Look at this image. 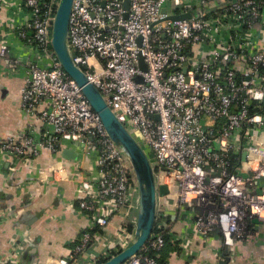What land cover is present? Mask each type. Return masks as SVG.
I'll list each match as a JSON object with an SVG mask.
<instances>
[{
    "label": "built area",
    "instance_id": "2783aa9c",
    "mask_svg": "<svg viewBox=\"0 0 264 264\" xmlns=\"http://www.w3.org/2000/svg\"><path fill=\"white\" fill-rule=\"evenodd\" d=\"M58 2L19 0L28 7L20 33L48 60L29 63L21 104L44 127L39 138L32 129L11 133L0 149L36 155L69 140L83 152L95 150L97 173L82 181L87 193L77 205L103 226L116 211L135 206L136 183L125 152L56 58L52 21ZM185 12L190 15L170 17ZM263 34L264 0H129L128 8L123 0H72L69 13L72 61L140 146L153 152L156 184L165 183L178 203L194 209L197 230L221 233L228 252L217 253L218 264H235L233 242L249 233L252 218L264 220V48L257 45ZM7 49L3 42L0 54ZM170 239L179 236L170 233ZM91 241L84 230L57 264H74ZM163 244L161 233L152 231L142 251L121 264H158L148 251ZM2 264L24 263L6 257Z\"/></svg>",
    "mask_w": 264,
    "mask_h": 264
},
{
    "label": "crops",
    "instance_id": "0c3cea01",
    "mask_svg": "<svg viewBox=\"0 0 264 264\" xmlns=\"http://www.w3.org/2000/svg\"><path fill=\"white\" fill-rule=\"evenodd\" d=\"M27 17L28 7L19 0L3 1L0 47L4 42L8 49L6 55L0 54V141L29 129L39 138L44 127L42 119L21 104L29 63L48 62L20 33ZM257 45L264 48V34ZM96 157L95 150L83 152L69 140L56 151L42 147L36 155L0 149V264L6 257L24 264H57L58 258H68L84 230L92 233V241L74 264H94L104 252L130 242L135 209L116 211L106 225L98 226L91 213L77 205V199L87 193L82 181L97 173ZM174 195L168 191L156 197V220L179 236V249L165 250L166 264H218L221 233L197 230L196 212L178 203ZM232 251L235 264H264V220L252 218L249 233L233 242Z\"/></svg>",
    "mask_w": 264,
    "mask_h": 264
},
{
    "label": "water",
    "instance_id": "95a60500",
    "mask_svg": "<svg viewBox=\"0 0 264 264\" xmlns=\"http://www.w3.org/2000/svg\"><path fill=\"white\" fill-rule=\"evenodd\" d=\"M71 3L72 0H59L57 4L52 21L53 51L62 68L80 86L92 109L98 113L108 135L125 152L136 183L137 204L131 207V209L133 208L136 211L133 237L125 247L99 263L121 264L129 256L138 252L143 244L152 237L156 221V197L157 194L168 193V186L165 183L156 184V174L154 172L156 164L151 161L153 152L145 151L140 146L136 137L110 109L99 89L89 81L84 71L72 61L66 44ZM123 6L128 8L129 0H123ZM164 10L165 8L163 7L162 11ZM125 15H127L126 12ZM189 15V12H185L170 15V17H188ZM138 65L141 69L146 68L141 56L138 58ZM137 79H141V77L138 75ZM245 154L246 151L242 150V159H245Z\"/></svg>",
    "mask_w": 264,
    "mask_h": 264
},
{
    "label": "trees",
    "instance_id": "16d2710c",
    "mask_svg": "<svg viewBox=\"0 0 264 264\" xmlns=\"http://www.w3.org/2000/svg\"><path fill=\"white\" fill-rule=\"evenodd\" d=\"M263 107H264V104H263ZM238 160L239 159H237V158H235V159L232 158L231 162H232V164H234V165L236 164L237 165L238 164ZM153 231L156 232V233L157 232L161 233V235L164 237V244L160 248V250H157V251L156 250H149L148 254H150L152 256H155L156 259H157L158 264H166V262H167L166 261L167 253L165 251L166 248L168 247V248H171V249L178 250L179 249V246H178L179 242L177 240H171L170 239V232L166 228L165 224H164V226L159 227V228L155 225L154 228H153ZM222 249H223L222 253L224 255H226V253L228 252L227 246L223 245ZM140 251H142V248H141ZM116 252H117V250H111L112 254H114ZM107 257L108 256H104V255L98 256L94 264H99L100 262L104 261Z\"/></svg>",
    "mask_w": 264,
    "mask_h": 264
},
{
    "label": "rangeland",
    "instance_id": "374dc122",
    "mask_svg": "<svg viewBox=\"0 0 264 264\" xmlns=\"http://www.w3.org/2000/svg\"><path fill=\"white\" fill-rule=\"evenodd\" d=\"M128 130H129V128H128ZM130 131H131V133L133 134V135H135V132L134 131H132L131 129H130ZM145 151H148V149H147V147L146 148H143Z\"/></svg>",
    "mask_w": 264,
    "mask_h": 264
}]
</instances>
